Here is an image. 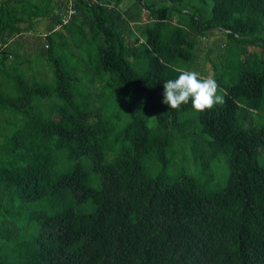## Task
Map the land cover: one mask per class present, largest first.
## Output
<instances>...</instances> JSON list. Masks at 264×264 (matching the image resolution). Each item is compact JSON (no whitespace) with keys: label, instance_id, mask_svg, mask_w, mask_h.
<instances>
[{"label":"trees","instance_id":"trees-1","mask_svg":"<svg viewBox=\"0 0 264 264\" xmlns=\"http://www.w3.org/2000/svg\"><path fill=\"white\" fill-rule=\"evenodd\" d=\"M60 2L0 0V264H264V0ZM215 33L224 103L162 104Z\"/></svg>","mask_w":264,"mask_h":264},{"label":"rangeland","instance_id":"rangeland-1","mask_svg":"<svg viewBox=\"0 0 264 264\" xmlns=\"http://www.w3.org/2000/svg\"><path fill=\"white\" fill-rule=\"evenodd\" d=\"M48 2L50 6L54 7L53 11L58 10L59 7L61 9L60 0H48ZM125 4L127 3H124V5ZM124 5H122V8L124 7ZM33 27L34 28L31 31H28L25 34L17 36L14 39H12V43H14V46L16 47L17 50H19L20 53L35 55L36 54L35 50L39 47L40 48L44 47V45L46 44L44 36L49 32V18L47 19L42 18V20H36L33 24ZM219 38H221V35L219 33H215L209 37L201 39L199 52H198L199 68L197 72L200 74L199 69L200 70L204 69L206 72V75H204L205 77L212 75V72L210 71L211 64L209 61H206L205 55L207 54V50L209 48L211 47L214 48L216 46L215 40ZM37 51H39V49H37ZM257 51H259V49ZM212 57H214V55H212ZM45 66L46 63L44 61L37 67V69L40 72H42L46 70ZM219 90L221 91L222 89L219 88ZM257 126L258 127L261 126V121L257 123ZM258 160L261 165H264V152L260 154ZM188 165H189V170L186 173L190 174V176L193 177L194 179H197V181L201 186V189L204 192H215L216 190L223 188V185H225V178L228 173V168L225 161L220 160L219 163H215L213 165L212 171L210 173L211 178H209L206 174L198 172L196 166L193 163L189 162ZM178 173L180 172L176 171L175 174Z\"/></svg>","mask_w":264,"mask_h":264},{"label":"clouds","instance_id":"clouds-1","mask_svg":"<svg viewBox=\"0 0 264 264\" xmlns=\"http://www.w3.org/2000/svg\"><path fill=\"white\" fill-rule=\"evenodd\" d=\"M175 79H169L162 85L161 103L171 109H178L182 104L191 105L194 110L203 112L214 105L223 104L224 97L214 77H201L193 70H178Z\"/></svg>","mask_w":264,"mask_h":264},{"label":"built area","instance_id":"built-area-1","mask_svg":"<svg viewBox=\"0 0 264 264\" xmlns=\"http://www.w3.org/2000/svg\"><path fill=\"white\" fill-rule=\"evenodd\" d=\"M64 2H65V11L61 13L60 16L61 23L55 27L54 31L59 30L62 25L67 24L68 21L72 18V16L76 14L75 10L73 9V0H64ZM46 35L47 34H45V36Z\"/></svg>","mask_w":264,"mask_h":264}]
</instances>
